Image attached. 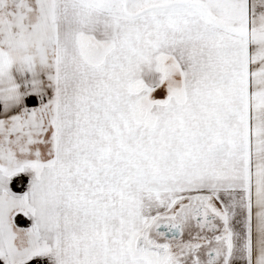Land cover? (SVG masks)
<instances>
[{
  "label": "snow or ice",
  "instance_id": "6c2138e0",
  "mask_svg": "<svg viewBox=\"0 0 264 264\" xmlns=\"http://www.w3.org/2000/svg\"><path fill=\"white\" fill-rule=\"evenodd\" d=\"M0 264H264V0H0Z\"/></svg>",
  "mask_w": 264,
  "mask_h": 264
}]
</instances>
